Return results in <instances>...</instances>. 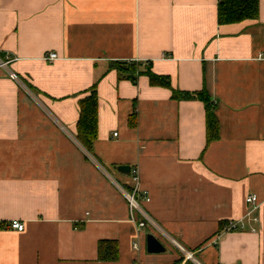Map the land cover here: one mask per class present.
<instances>
[{"label":"crops","instance_id":"0c3cea01","mask_svg":"<svg viewBox=\"0 0 264 264\" xmlns=\"http://www.w3.org/2000/svg\"><path fill=\"white\" fill-rule=\"evenodd\" d=\"M218 3L0 0V54L22 80L0 67V264H193L184 250L201 264H264V0L257 19L229 25ZM116 62L207 90L219 137L207 144L203 101L121 77ZM95 83L93 156L76 135ZM118 165L138 168L157 227L131 221ZM240 218L243 230L218 234ZM149 232L165 252H148ZM101 240L118 242V260L98 259Z\"/></svg>","mask_w":264,"mask_h":264},{"label":"trees","instance_id":"16d2710c","mask_svg":"<svg viewBox=\"0 0 264 264\" xmlns=\"http://www.w3.org/2000/svg\"><path fill=\"white\" fill-rule=\"evenodd\" d=\"M259 17V0H219L218 3V22L220 25H229L243 22L245 20H254ZM2 56V55H1ZM147 64L143 70H139L140 63L116 62L115 67L123 77L122 72L129 74V77L135 80V77L145 74L149 77L152 86H162L171 89L174 99H199L203 101L206 109L207 123V144L219 137V121L215 115V103L207 90L198 92H184L175 89L169 76L154 73ZM30 89H34L27 84ZM89 95L79 101L80 116L77 123V139L85 150L95 156L93 144L98 133V110L99 98L97 83L89 89ZM136 110L129 117V124L136 125ZM126 190H131V186L123 185ZM226 222L220 223L218 234H220ZM98 259L101 261H116L119 259V245L116 240H101L98 244ZM183 257L177 261L181 262Z\"/></svg>","mask_w":264,"mask_h":264},{"label":"built area","instance_id":"2783aa9c","mask_svg":"<svg viewBox=\"0 0 264 264\" xmlns=\"http://www.w3.org/2000/svg\"><path fill=\"white\" fill-rule=\"evenodd\" d=\"M47 59L53 60L57 58V54L55 52H50L46 55ZM11 61L10 55H2L0 54V67L4 68L8 72V76L17 82H21L22 80L18 73L12 71L9 68ZM116 135V133H115ZM129 175L132 179L133 184L131 185V190H126L125 188H121L126 200L129 203L130 207V216L131 221L135 223L138 230H143L146 227H157L154 220L151 218L147 210L144 208L143 202H149L150 197L147 193L142 192L140 189V175L137 167H131ZM246 202L254 204L255 206L258 204V198L255 194L248 195L246 197ZM249 215V213H248ZM12 227L17 229L18 231L24 230V223L14 220L11 223ZM246 226V222L244 218H240L238 220L227 221L224 225L223 232L227 231H236L243 230ZM184 259L186 261H190L193 264H201L196 258L193 251L184 250Z\"/></svg>","mask_w":264,"mask_h":264},{"label":"water","instance_id":"95a60500","mask_svg":"<svg viewBox=\"0 0 264 264\" xmlns=\"http://www.w3.org/2000/svg\"><path fill=\"white\" fill-rule=\"evenodd\" d=\"M117 169L122 173H129L130 165H118ZM147 250L149 253H162L165 252L166 247L163 242L153 233L147 234Z\"/></svg>","mask_w":264,"mask_h":264},{"label":"rangeland","instance_id":"374dc122","mask_svg":"<svg viewBox=\"0 0 264 264\" xmlns=\"http://www.w3.org/2000/svg\"><path fill=\"white\" fill-rule=\"evenodd\" d=\"M178 246V245H177Z\"/></svg>","mask_w":264,"mask_h":264}]
</instances>
